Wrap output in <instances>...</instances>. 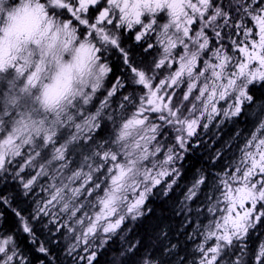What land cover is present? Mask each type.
Wrapping results in <instances>:
<instances>
[{"label": "trees", "instance_id": "obj_1", "mask_svg": "<svg viewBox=\"0 0 264 264\" xmlns=\"http://www.w3.org/2000/svg\"><path fill=\"white\" fill-rule=\"evenodd\" d=\"M59 1L65 4L68 0ZM26 2L30 6L47 3L0 0V14ZM213 3L210 10L219 18L213 24V32L235 39L236 26L243 16L239 9L253 7L254 0ZM160 18H155V22ZM87 20L90 21L89 15ZM118 35L116 48L105 52L97 47L96 61L106 66L109 76L100 78L89 96L86 93L77 97L74 102L78 110L71 113V120L61 119L55 127L36 122L34 104L25 98L29 96L7 88L10 84L6 75L14 73V69L0 74V134L7 132L21 138L15 144L18 155L10 154L8 166L0 164V264H198L202 251L197 246L202 245L206 237L203 232L212 225L210 215L206 216V210L199 208L209 207V201L221 196L223 170L230 159L240 162L243 140L213 138L205 150L188 148L177 169L170 171L163 166V124H160L146 160L142 159L141 164L138 156L131 157L133 150L120 132L137 113L144 112H133L131 104L136 101L140 104L144 94L147 101L146 93L152 85L148 79L145 83L146 79L133 76L131 65H148L153 60L149 57L147 39L135 40L123 30ZM177 54L171 50L167 57L161 52L153 56L156 64L169 65ZM65 77V73L57 75L46 84L60 89ZM159 83H163V75ZM46 84L44 88L48 90ZM180 86H184L183 80ZM111 88L113 91L102 97ZM43 91L38 88L37 97ZM151 118V123H156V117ZM236 124L231 125L232 135L241 134ZM30 128L34 129L33 136L24 138L22 130ZM7 136L0 135V145L11 139ZM22 141L29 143L25 146ZM165 145L171 143L166 141ZM153 149L162 155L154 157ZM117 167L127 173L121 184L116 179ZM135 189L143 191V200L136 206L130 194ZM189 190L193 192L187 202ZM113 196L115 199L109 202ZM106 206L111 209L109 215L116 217L114 228L98 220L105 214ZM91 229L96 230L93 235Z\"/></svg>", "mask_w": 264, "mask_h": 264}, {"label": "rangeland", "instance_id": "obj_2", "mask_svg": "<svg viewBox=\"0 0 264 264\" xmlns=\"http://www.w3.org/2000/svg\"><path fill=\"white\" fill-rule=\"evenodd\" d=\"M46 1L45 5L39 4L38 6H30V3L26 2L20 7L0 14V26H4L8 20L7 24L0 28V70H2L0 74L6 75L4 70L14 69V73L6 75L10 84L7 88L11 87L21 92V96H29L25 98L34 104L33 114L36 122L40 125L49 123L55 127L61 119L64 122L71 120V113H76L78 110L74 102L77 97L86 93L89 96L90 90L97 85L99 79L103 80L109 76V71L105 69L106 66L96 61V53L99 50L97 47H101L105 52L116 48L120 30H123L125 35L126 33L132 35L135 40L147 39L148 49L151 50L149 57L153 61L148 65L132 64L131 68L134 70L131 73L136 78L141 77L143 81L146 79L145 83L147 79L150 80L152 85L146 93L148 102L144 94L140 104L137 101L131 104L133 112L137 110L144 112L135 113L136 118L133 117L132 123L125 125L122 134L120 132L121 138L124 140L127 138L128 145L133 150V154L130 152L131 157L132 155L138 156L137 161L140 160L141 164L142 159L146 160V156L150 155L149 146L155 143L156 134L160 129L159 122L163 124V110L154 108L150 103L149 94L154 93L161 105H163V97L168 102L170 100V111L175 107L177 112L179 111L180 106L177 104L183 94L184 103H187V106L207 111L210 108L209 104L215 100L217 112L222 103L228 102L231 103L232 112H234L245 94L249 93V87L257 86L260 81L256 75H248L246 79L242 76L243 59L240 61L237 56L240 55L241 44L236 42L242 38L239 33L235 32V39H233L235 42H230L228 35L220 37L213 32V24L219 19L210 10L214 5V0H211L212 5L205 10L202 7L207 1L195 0L198 3L197 6L193 4L188 13L185 11L180 13L177 9L179 8L177 2L181 3L180 0H172L168 4L163 1L159 10L156 4L159 5L160 2L154 3L152 0H132L134 5L131 7H128V0H68L66 2L73 3L71 10L75 16L73 20L69 16V11L68 14L63 13L62 16L54 9L53 5L59 3V0H53L54 4L50 3V0ZM150 4H155V8ZM88 15L90 21L87 20ZM158 16L161 18L155 22ZM224 20L227 23L226 19ZM81 26L84 28L82 31L78 29ZM68 29L72 30V34L66 32ZM211 37H215L212 42ZM151 41L160 42V46ZM225 44L230 45L227 48ZM171 50H175L178 54L169 63L170 66L166 63L159 65L155 63L153 55L161 52L167 57ZM161 65L162 69L159 70ZM166 70H168L167 73ZM63 73L66 77L60 89L46 84L53 77ZM161 75H163V83L158 84ZM182 80L184 86H180ZM45 84L48 90L44 88ZM181 87L185 90H179ZM38 88L44 90L40 97L36 95ZM112 91L113 88L105 90L102 97L105 98ZM88 99L89 97L87 101ZM174 99L175 102H173ZM177 112L176 115L179 113ZM33 114L30 109L31 118ZM191 114L194 119L197 118L194 111L188 109L186 110L187 120H192ZM150 116L156 117V123H151ZM177 120H179V114ZM191 123L194 127L195 124L192 121ZM257 126L249 136L248 142H243V151L246 152L245 147L251 146L249 152L253 150V153L249 154L254 155V159L261 147L258 140L264 138V127ZM33 130V128L25 129L21 134L29 139L33 136ZM7 134L10 135L7 136ZM166 134L167 132L163 129V166L173 171L177 169L176 165L183 159L185 152L182 144L174 138V135L173 138H166ZM0 135L11 138L8 142H2L4 145H0V164L2 163L5 167L10 164L7 162L10 154L18 155V148L15 144L21 138H16L17 135L15 137L7 132ZM29 141L21 143L26 146ZM166 141H169L171 145L166 146ZM156 143L158 145V141ZM151 152L154 157L156 154L162 155L158 149H153ZM243 162L245 161L241 159L239 164ZM226 164L227 168L237 166L238 162L230 159ZM131 165L137 167L136 164ZM116 174L117 182L121 184L127 173L121 167H117ZM131 189L133 188L129 190ZM190 191L186 196L187 202L192 196L193 191ZM130 194L133 197L134 206L143 200L142 190L135 189ZM114 199V196L112 199L109 198V202ZM209 202H211L209 207L199 208V211L206 210V216L210 215L209 224L212 225H209L203 232V235L207 236L213 231L224 230L225 223L223 215L226 204L221 196ZM106 207L105 214L99 216L98 220L102 223L106 221L108 228H114L112 223L116 217L109 215L111 209ZM94 231L96 232L95 229H91L90 235H93ZM207 246L208 244L203 241L202 245L197 247L201 251ZM202 256H200L201 260Z\"/></svg>", "mask_w": 264, "mask_h": 264}, {"label": "flooded vegetation", "instance_id": "obj_3", "mask_svg": "<svg viewBox=\"0 0 264 264\" xmlns=\"http://www.w3.org/2000/svg\"><path fill=\"white\" fill-rule=\"evenodd\" d=\"M163 1L168 4L172 0H152L154 3L160 2L159 5L156 4L158 10L163 5ZM180 1L181 3L177 2L180 13L184 11L188 13L193 4L196 6L198 4L195 0ZM202 1H207L202 7L205 10L211 4V0ZM133 3L132 0H128V7L133 6ZM56 4L62 7L66 14L69 11L71 20L75 19L71 11L72 5ZM254 4L253 7L239 9L243 12V16H240L236 26V32L242 37L236 41L241 44L240 55L237 56L240 61L243 59V78L256 75L260 81L257 86L249 87V93L245 94L234 112L229 102L222 103L217 112L215 100L209 104L210 108L207 111L187 106V103H184L185 96L181 94L180 102L177 104L180 106L178 113L176 107L170 111V100L168 102L163 97V105H161L154 93L149 96L154 108L163 110V129L171 138L173 135L177 138L184 152L188 148L205 150V146L213 138H242L243 142H248L255 126L264 127V0H254ZM150 6L155 8V4ZM229 41L234 40L229 39ZM179 90L185 89L181 87ZM188 109L194 111L197 118L194 119L191 114L192 120H187ZM176 112L179 114V120ZM191 121L195 124L194 127ZM233 123H238L236 125L240 126V135L230 133ZM222 131H226L227 134L222 135ZM167 134L166 138H168ZM258 141L261 147L255 159L254 155L249 154L253 153V150L249 152L251 146L245 147L246 152L243 151L242 146L239 161L241 163L242 159L245 162L243 164L238 162L237 166L223 170L225 181L221 198L226 204L223 215L224 230L213 231L204 238V243L208 246L199 252L203 256L202 260L198 259V264H264V138Z\"/></svg>", "mask_w": 264, "mask_h": 264}]
</instances>
